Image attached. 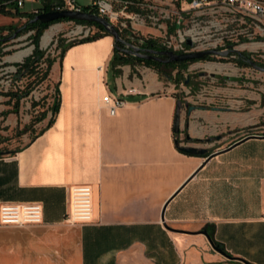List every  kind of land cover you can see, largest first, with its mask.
<instances>
[{
	"label": "crops",
	"instance_id": "1",
	"mask_svg": "<svg viewBox=\"0 0 264 264\" xmlns=\"http://www.w3.org/2000/svg\"><path fill=\"white\" fill-rule=\"evenodd\" d=\"M15 9L0 10V26L25 18ZM114 42L106 34L51 57L42 80L57 86L52 123L0 152V202L38 200L43 221L0 226V248L12 264H264V175L234 159L260 137L210 149L240 120L180 105L174 83L151 66L113 73ZM106 92L127 100L114 114ZM79 183L91 186L92 219L69 224V186Z\"/></svg>",
	"mask_w": 264,
	"mask_h": 264
},
{
	"label": "rangeland",
	"instance_id": "2",
	"mask_svg": "<svg viewBox=\"0 0 264 264\" xmlns=\"http://www.w3.org/2000/svg\"><path fill=\"white\" fill-rule=\"evenodd\" d=\"M108 1L113 4L115 10L121 9L118 0ZM134 1L141 3H135L129 10H125L129 16L119 12V19L111 20L122 37L129 38L133 44L140 46H143V39L150 38L154 40L155 47L161 45L165 38L174 35L170 25L174 22L173 8L180 4L179 0ZM78 2L87 4L91 0ZM40 5L41 0H25L20 10H30L33 6ZM120 21H125V25H121ZM24 22L25 18H12L11 23L18 29L8 33L0 51V152L3 153L14 151L26 143L52 116L50 108L55 83H46L40 77L46 69L47 60L51 59L52 63L51 57L60 55L63 44L79 40L96 30L94 26L73 20L50 23L38 39V47L44 50V54L43 59L35 63L38 71L36 75L17 72L14 65L16 62H22L35 47L31 38L33 29L21 30ZM49 31H54L51 40L47 45H43V38ZM231 31L226 28L217 30L212 40L205 42V47L236 48L241 52H248V58L264 66V37L243 40L240 34ZM220 36H223L222 39H216L215 42L214 38ZM229 43L230 45H227ZM199 48H202V44H197L195 49ZM27 49L31 51L22 60L10 59ZM211 56L214 59L188 60L184 66L162 65L158 73L160 77L174 83L180 105L186 104L188 108L198 106L212 112L216 109L228 119L237 117V120H240L235 127L228 125L226 138L212 144L210 149L219 145L225 147L247 134H264V70L253 67L245 60L247 57L243 58L245 63L237 61L239 55L234 51L226 55ZM130 64L143 63L132 61ZM167 71L170 74H167ZM17 89L28 91L17 101V105L8 102L11 99L1 96L5 91L17 92ZM237 150L234 159L239 163L258 165L260 175H264V137L247 141ZM7 249L9 248H0V264H12V255Z\"/></svg>",
	"mask_w": 264,
	"mask_h": 264
},
{
	"label": "built area",
	"instance_id": "3",
	"mask_svg": "<svg viewBox=\"0 0 264 264\" xmlns=\"http://www.w3.org/2000/svg\"><path fill=\"white\" fill-rule=\"evenodd\" d=\"M23 2L24 0H0V10L21 7ZM179 2L180 4L173 8L174 22L170 25L174 35L165 38L159 45L163 49L175 52L196 50L197 44H202V48L199 49L210 48L205 47V42L212 40L215 32L223 28L232 30L231 33L236 31L243 40L263 39L264 37V0H179ZM118 3L121 5L120 10H115L113 4L108 0H91L87 4L94 7L99 15L111 21L119 19V12L129 16L125 10H129L132 5L141 2L118 0ZM83 5L78 0H58L52 4V7L56 10L65 8L84 10ZM32 12L37 14L40 11L38 8H32ZM120 24L125 25V21H120ZM222 37L214 38L215 42L216 39H222ZM187 38L192 40V46L186 43ZM157 46L155 48H158ZM124 47L130 48L128 45H124ZM132 92H135L134 87L128 88L125 93ZM102 102L108 108L109 114H114L118 107L126 104L127 100L121 94L106 92L102 96ZM91 219V186L88 183L72 184L69 186L68 210L65 213L64 221L74 224L88 222ZM42 221L43 206L38 200L0 202V226H24L39 224Z\"/></svg>",
	"mask_w": 264,
	"mask_h": 264
},
{
	"label": "trees",
	"instance_id": "4",
	"mask_svg": "<svg viewBox=\"0 0 264 264\" xmlns=\"http://www.w3.org/2000/svg\"><path fill=\"white\" fill-rule=\"evenodd\" d=\"M57 1L58 0H41L42 5L37 6V8L40 12L48 11V10H54V8L52 7V4L57 2ZM83 9L89 10L91 12H95L98 14L97 10L89 4H84ZM15 12L19 16L25 17V22L21 26V30L22 29H25V30L26 29L27 30L33 29V31H34L32 34V37H31L33 43L35 44L33 51L28 56H26L22 62L14 63V65L16 67V71L20 72V73L28 72L29 74L38 75V71L36 69L35 63L39 62L42 59L43 54H44V50L38 47V39H39V36L41 35V33L43 32V30L52 22H56V21H60V20H73L74 22H77V23L89 24L91 26H94L96 29L93 32H89L86 36H84L83 38H81L79 40H72V41L67 42L66 44H63V46L61 47V50H60V54H62L67 49V47H69L70 45H72L74 43L89 41V40H93V39H96L98 37H101L103 35L110 34L101 23H98L95 21H88V20H84V19H71L68 17H64V18L53 19L49 22H42L38 19H34V16L36 15V13H34V12L22 11L17 7L15 9ZM5 28H7L8 31L5 34H2L1 30L5 29ZM17 29H18V27L14 26V25L0 26V51L2 49L1 44L7 39L8 33L11 31L14 32ZM154 44L155 43H154L153 39H150V38L143 39L142 45L144 48H150V46H153ZM120 47H124V43H122L121 41H115L113 53H112V56H111L110 61H109V67L113 73H117L120 70L119 67L117 66L118 64L121 65V64H125V63H131L132 61L133 62L136 61L139 63H143L147 66L154 67L158 72L160 71V67L162 65L174 66L176 64V65L184 66L186 64V62L188 61V60H183V61L163 62V61H158V60H155L152 58H143L141 56H138V55H135L132 53L123 52V51H121ZM248 54H249L248 52L242 51V55H239V58L237 59V61H239L241 63H245L243 58L249 57ZM202 58L214 59V58H212L211 55H205ZM190 60H196V59H190ZM50 65H51V59H48L46 69L41 73V76H40L41 79L46 76V74L50 68ZM166 73L170 74L169 71H167ZM55 90H57L56 85H55ZM27 92L28 91L23 92L22 89H17V92L8 90V91H5L4 94L9 95L11 97L12 96L15 97L16 99L14 101V104L17 105L18 98L21 97L22 95H25ZM58 103L59 102H58L56 96L54 95L53 102H52L51 108H50L52 114H54L56 112ZM52 120L53 119L51 116L49 118L47 124L43 128H41L39 130V132H42L47 126H49L52 123Z\"/></svg>",
	"mask_w": 264,
	"mask_h": 264
},
{
	"label": "water",
	"instance_id": "5",
	"mask_svg": "<svg viewBox=\"0 0 264 264\" xmlns=\"http://www.w3.org/2000/svg\"><path fill=\"white\" fill-rule=\"evenodd\" d=\"M68 17L71 19H84L88 21H95L98 23H101L106 30L114 37L115 41H121L124 43V45L130 46V48L120 47L121 50H124L128 53H132L138 56H141L143 58H152L158 61L163 62H170V61H183V60H190V59H198L202 58L205 55H211V54H220V55H226L227 53L231 52H237L238 55H242V52L237 50L236 48H226V49H219L217 47H210V48H203V49H196V50H189V51H182V52H175L170 49H163L159 45L158 48H144L140 45H135L131 41H129V38L122 37L120 34V31L118 28L109 21L106 17L99 15L95 12L86 11V10H72V9H60V10H48V11H42L37 13L34 16V19H38L42 22H49L53 19L57 18H64ZM186 43L190 46L193 45V42L190 38L186 39ZM245 60L250 63L253 67L264 70V66L256 63L254 60L250 58H245ZM179 119V113L176 112L174 122L175 124L178 122ZM188 137V136H187ZM249 137H264V134H247L238 140L232 142L228 146L224 147L221 150L228 149L238 143L243 142ZM178 147L181 150L187 151V152H197V151H203V149H198L194 146H186L179 144ZM166 224V223H165ZM218 250H221V248H217ZM246 264H251L247 261H245Z\"/></svg>",
	"mask_w": 264,
	"mask_h": 264
},
{
	"label": "bare ground",
	"instance_id": "6",
	"mask_svg": "<svg viewBox=\"0 0 264 264\" xmlns=\"http://www.w3.org/2000/svg\"><path fill=\"white\" fill-rule=\"evenodd\" d=\"M53 29H55V28H53ZM53 32L49 31L46 33V35L43 38V45H47L50 42L51 37L53 35ZM30 51H31V49L23 50V51L17 53L16 55L12 56L10 59L11 60H22L24 58V56L27 55ZM220 68H222V67H220Z\"/></svg>",
	"mask_w": 264,
	"mask_h": 264
},
{
	"label": "flooded vegetation",
	"instance_id": "7",
	"mask_svg": "<svg viewBox=\"0 0 264 264\" xmlns=\"http://www.w3.org/2000/svg\"><path fill=\"white\" fill-rule=\"evenodd\" d=\"M141 47H143V46H141ZM150 48H155L154 46H150Z\"/></svg>",
	"mask_w": 264,
	"mask_h": 264
}]
</instances>
